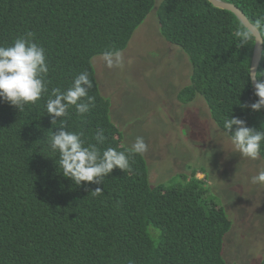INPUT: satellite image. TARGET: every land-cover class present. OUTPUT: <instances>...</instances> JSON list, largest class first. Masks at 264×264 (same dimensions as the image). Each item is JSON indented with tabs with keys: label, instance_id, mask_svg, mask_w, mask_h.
I'll use <instances>...</instances> for the list:
<instances>
[{
	"label": "trees",
	"instance_id": "1",
	"mask_svg": "<svg viewBox=\"0 0 264 264\" xmlns=\"http://www.w3.org/2000/svg\"><path fill=\"white\" fill-rule=\"evenodd\" d=\"M224 1L264 25V0ZM152 10L162 35L192 66L191 83L177 91V100L188 104L202 96L223 131L232 116L264 130V109L240 106L258 99L248 78L255 42L237 36L247 27L232 11L209 0H0V46L31 32L49 64L48 91L39 101L22 111L0 101V264H239L223 255L233 222L196 169L153 185L144 155L134 154L131 171L115 168L100 185H75L59 173V154L47 147L60 127L51 124L47 99L87 71L95 106L83 117L70 108L61 118L66 130L83 133L87 146L103 128L101 152L130 148L111 120L92 58L124 51ZM257 77L264 80V49ZM96 187L100 195L91 193Z\"/></svg>",
	"mask_w": 264,
	"mask_h": 264
},
{
	"label": "rangeland",
	"instance_id": "2",
	"mask_svg": "<svg viewBox=\"0 0 264 264\" xmlns=\"http://www.w3.org/2000/svg\"><path fill=\"white\" fill-rule=\"evenodd\" d=\"M134 32L122 51L123 68H108L102 55L92 58L122 143L131 147L137 136L144 138L153 185L179 173L189 177L194 169L197 177H205L233 221L224 239V258L258 264L264 253V184L254 185L250 178L264 168V159L251 160L235 151L202 96L188 104L177 100V91L190 82L192 66L187 54L160 34L155 10Z\"/></svg>",
	"mask_w": 264,
	"mask_h": 264
},
{
	"label": "clouds",
	"instance_id": "3",
	"mask_svg": "<svg viewBox=\"0 0 264 264\" xmlns=\"http://www.w3.org/2000/svg\"><path fill=\"white\" fill-rule=\"evenodd\" d=\"M250 23L261 38L262 57L264 25L259 20L255 24ZM257 32L247 27L238 31L237 36L242 39V42L254 40L256 45ZM160 34L162 35L161 31ZM32 37L33 33L27 32L25 35L17 37L10 46H0V101L9 103L19 111H22L27 104H34L39 101L43 94L48 91L46 77L49 73V64L45 49L35 43L31 39ZM168 44L177 46L170 42ZM255 45L253 51H255ZM102 59L110 69L124 67L122 51H106L102 53ZM248 78L253 82L254 95L258 99L250 105L240 104V106L242 108L250 107L253 111H260L264 109V80L258 78L257 72L253 73L252 70L249 71ZM162 84L166 87L165 78H163ZM92 87L93 82L89 78L88 72L85 71L76 76L71 87L65 91H61L59 88L53 89L52 95L46 102V113L51 117V124L54 126L58 121L60 122L58 130L52 131L47 147L51 152L59 154L58 163L56 162L58 169H62L59 173L64 178L70 179L75 185H81L82 182L100 185L115 168H119L123 172L131 171L130 157L134 154L142 155L148 150L144 138L137 136L135 142L127 150L108 147L101 152L97 145L102 144L106 139L103 128H97L95 131L96 143H89L87 146L82 139L83 133L66 130L65 122L61 118L68 116L70 108L74 106L77 115L83 117L95 106V97L88 95V90ZM223 129L226 134L231 133L229 136L232 145L242 157L251 160L261 158L264 130L248 127L244 119L235 116L223 121ZM250 182L254 185L264 184V168L259 169L257 174L251 176ZM102 192L100 187H96L91 193L100 195ZM228 217L232 220L229 215Z\"/></svg>",
	"mask_w": 264,
	"mask_h": 264
},
{
	"label": "water",
	"instance_id": "4",
	"mask_svg": "<svg viewBox=\"0 0 264 264\" xmlns=\"http://www.w3.org/2000/svg\"><path fill=\"white\" fill-rule=\"evenodd\" d=\"M214 6L227 9L235 13L239 19L246 25L248 28H250L252 31L257 32L256 29L252 26V24L248 21V19L245 17L243 12L235 5L222 1V0H209ZM261 38L257 32V38H256V45H255V51L252 57L251 67L250 70H252L253 73L257 72L258 62L261 57ZM252 81V80H251ZM253 85V82H252ZM254 88V85H253Z\"/></svg>",
	"mask_w": 264,
	"mask_h": 264
}]
</instances>
